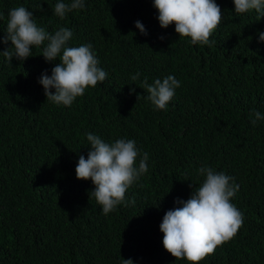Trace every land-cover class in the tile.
<instances>
[{
	"label": "trees",
	"instance_id": "16d2710c",
	"mask_svg": "<svg viewBox=\"0 0 264 264\" xmlns=\"http://www.w3.org/2000/svg\"><path fill=\"white\" fill-rule=\"evenodd\" d=\"M215 2L223 20L208 46L179 38L174 24L162 29L152 0H84L63 19L57 0H0V40L9 11L23 6L49 33L70 29L68 46L91 44L108 73L70 107L56 105L38 81L59 60L46 62L43 46L23 62L0 56V264H188L164 250L159 226L203 182L205 165L239 186L231 202L244 221L201 264H264V120L251 123L264 114V18ZM168 75L181 86L157 110L142 84ZM87 133L134 140L148 154V171L107 215L89 199L92 182L75 175Z\"/></svg>",
	"mask_w": 264,
	"mask_h": 264
},
{
	"label": "clouds",
	"instance_id": "9594fccd",
	"mask_svg": "<svg viewBox=\"0 0 264 264\" xmlns=\"http://www.w3.org/2000/svg\"><path fill=\"white\" fill-rule=\"evenodd\" d=\"M152 3L162 29L174 24L179 38H188L193 45L211 46V36L223 20L215 0H152ZM233 3L238 15L254 10L258 20L264 18V0H233ZM84 7V0H57L54 13L63 19L67 13ZM135 27L141 34H147L139 21ZM72 38L73 32L65 27L54 33L38 27L33 13L19 6L8 13L6 33L0 43L11 46L0 52V56L10 64L13 58L23 62L32 56L34 47L43 46L46 62L59 60L51 75L45 72L38 81L46 101L70 107L87 88L96 87L108 76L99 67L92 45L68 46ZM259 40L264 42V33L259 34ZM139 76L136 73L131 79L135 81ZM180 86L173 75L155 79L151 84L145 78L142 84L147 99L157 110H166ZM253 117V125L264 120L260 112H254ZM86 136L90 150L87 158L79 157L76 179L92 182L94 190L89 193V199L94 198L107 215L126 203L129 187L148 171V154L141 153L134 140L120 138L107 143L98 135L87 133ZM197 175L204 177L203 182L198 187L190 183L193 191L189 199L178 200L176 203L182 206L168 210L159 226L164 250L176 261L186 260L188 264H201L218 246L233 239L244 221L243 213L231 202L239 188L231 176L206 165L197 169ZM121 264H133V261L121 259Z\"/></svg>",
	"mask_w": 264,
	"mask_h": 264
}]
</instances>
